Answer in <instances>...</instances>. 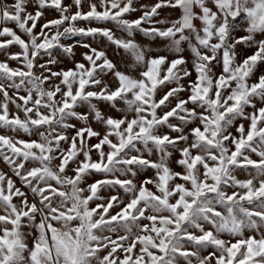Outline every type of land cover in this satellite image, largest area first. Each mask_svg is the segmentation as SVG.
<instances>
[{"label": "snow or ice", "instance_id": "1", "mask_svg": "<svg viewBox=\"0 0 264 264\" xmlns=\"http://www.w3.org/2000/svg\"><path fill=\"white\" fill-rule=\"evenodd\" d=\"M0 38V264H264V0H5Z\"/></svg>", "mask_w": 264, "mask_h": 264}, {"label": "rangeland", "instance_id": "2", "mask_svg": "<svg viewBox=\"0 0 264 264\" xmlns=\"http://www.w3.org/2000/svg\"><path fill=\"white\" fill-rule=\"evenodd\" d=\"M0 2H5V0H0ZM65 2H67V3H71V0H65ZM145 2H148V3H155L156 0H145ZM73 10H74V9H73ZM55 15H56V14L53 13V12H48V13H46V18H48V19L54 18ZM138 15H139V13L134 14V16H138ZM164 15H165V16H169V18H171V19L178 18V12H176V11H172L170 14H169V12L165 11ZM133 18H134V17H133ZM93 26H96V25H93ZM101 26H103V25H101ZM107 26H109V27H113V31L116 32V35H117V36L122 35L119 31H117V30L115 29V27H114L113 25L109 24V25H107ZM17 32H18V34H19V30H18V29H17ZM0 39H2V38H0ZM76 39H79V38H78V37H74V38H73V40H76ZM136 39H137V41H138L141 45H148V44H151L153 47H163V42H161V41H159V40H156V41H149L147 38L143 37V36L140 35V34L137 35ZM12 50H13V51H16V50H18V49L13 48ZM74 51H75V53H76V59L79 60V59H81V53L84 52V51H86V49H83L82 47L77 46V47L74 49ZM108 53H109L110 58H112L114 61H116V62L119 63V61H120V57H119V56H116V55L114 54L113 49H112L111 47L108 49ZM121 55H123V51H122V50H121ZM185 55H188V53H185ZM2 59H4V56H3L2 54H0V60H2ZM11 65H12V66H15V62H11ZM63 66L71 67V66H72V63H71L70 60H65V63H64ZM216 71L219 72V69H216ZM99 107H100L103 111H107V110H108V109H107V106L104 105L103 103H101V104L99 105ZM0 132H3V130L0 129ZM24 138L27 139V137H24ZM91 142L94 143V142H95V139L93 138V140H92ZM253 158H256V157L253 156ZM0 170L6 171V172L9 173V175H11L10 170L7 168V166L3 163L2 160H0ZM146 175H152V172L149 171L148 173H146ZM13 178H14V179H17V178H15V177H13ZM238 178H240V179H244V178H246V176H245L244 174H239V173H238ZM17 184L19 185V181H18V179H17ZM29 244H31V240H29Z\"/></svg>", "mask_w": 264, "mask_h": 264}]
</instances>
